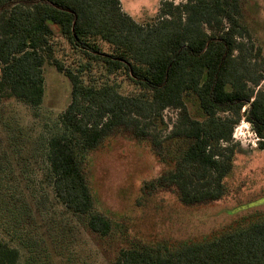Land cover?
I'll return each mask as SVG.
<instances>
[{
    "label": "trees",
    "instance_id": "trees-1",
    "mask_svg": "<svg viewBox=\"0 0 264 264\" xmlns=\"http://www.w3.org/2000/svg\"><path fill=\"white\" fill-rule=\"evenodd\" d=\"M243 8L244 0H163L155 20L141 25L120 0H0V104L38 111L46 65L69 80L71 101L43 140L44 176L56 200L92 233L113 231L95 209L85 172L91 152L110 137L149 144L168 166L159 189L175 190L188 205L228 194L226 178L240 152L234 130L242 121L264 150L263 49ZM170 109L179 117L164 135ZM13 201L0 200L2 215L21 214ZM19 239L0 233V264H22L29 244ZM113 264H264V212L198 244H133Z\"/></svg>",
    "mask_w": 264,
    "mask_h": 264
},
{
    "label": "rangeland",
    "instance_id": "rangeland-1",
    "mask_svg": "<svg viewBox=\"0 0 264 264\" xmlns=\"http://www.w3.org/2000/svg\"><path fill=\"white\" fill-rule=\"evenodd\" d=\"M162 1L120 3L123 12L142 25L155 20ZM243 10L264 58V0H244ZM44 70L46 94L38 111L15 101L0 104V200L5 205L8 198L15 200L21 213H0V233L29 244V249L22 248V264H113L119 251L133 244L171 249L198 244L224 234L242 218L264 212V150H259V140L246 121L234 130L240 152L226 178L228 194L200 205L185 204L173 189H159L167 164L149 144L120 135L110 137L87 160L95 209L113 225L108 237L92 233L84 220L56 200L44 176L43 140L56 130L71 101V83L65 75L51 65ZM188 104L195 116L198 102L191 98ZM178 114L165 111L169 130L164 135L177 123Z\"/></svg>",
    "mask_w": 264,
    "mask_h": 264
},
{
    "label": "built area",
    "instance_id": "built-area-1",
    "mask_svg": "<svg viewBox=\"0 0 264 264\" xmlns=\"http://www.w3.org/2000/svg\"><path fill=\"white\" fill-rule=\"evenodd\" d=\"M257 137V136H256ZM235 140H237V138L234 136ZM259 140V139H258Z\"/></svg>",
    "mask_w": 264,
    "mask_h": 264
}]
</instances>
